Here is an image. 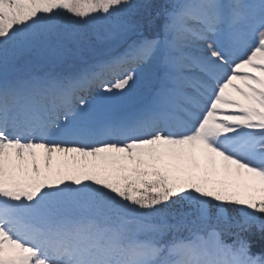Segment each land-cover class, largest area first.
I'll return each instance as SVG.
<instances>
[{
	"label": "snow or ice",
	"instance_id": "obj_1",
	"mask_svg": "<svg viewBox=\"0 0 264 264\" xmlns=\"http://www.w3.org/2000/svg\"><path fill=\"white\" fill-rule=\"evenodd\" d=\"M128 4L0 0V264H264V0H178L125 57L12 68ZM126 60L153 67L151 90L114 112L136 70L103 77ZM93 85L110 95H78ZM173 205L191 211L170 223ZM182 228L203 234L162 242Z\"/></svg>",
	"mask_w": 264,
	"mask_h": 264
},
{
	"label": "trees",
	"instance_id": "obj_2",
	"mask_svg": "<svg viewBox=\"0 0 264 264\" xmlns=\"http://www.w3.org/2000/svg\"><path fill=\"white\" fill-rule=\"evenodd\" d=\"M177 2V0H129V4L123 9L114 11L108 16H97L83 33L28 50L12 65V68L21 73L69 74L87 64L109 60L123 52L131 43L138 44L142 41L143 39L139 38L141 35L148 36L145 39L162 37L166 13L171 11L173 4ZM62 15L67 19H76L67 13ZM134 107H138V104L131 106L130 109ZM128 109L125 108L124 111ZM225 208L230 215L238 217L239 211L234 209V206L225 205ZM166 211L169 213V222L175 223L174 216L190 213L191 209L186 205H173ZM190 232L188 228H182L165 235L181 241L190 239L192 236ZM223 239L231 243L233 237L225 234ZM260 240L261 236L256 232L253 240L254 252L261 250Z\"/></svg>",
	"mask_w": 264,
	"mask_h": 264
},
{
	"label": "rangeland",
	"instance_id": "obj_3",
	"mask_svg": "<svg viewBox=\"0 0 264 264\" xmlns=\"http://www.w3.org/2000/svg\"><path fill=\"white\" fill-rule=\"evenodd\" d=\"M165 21H166V17H165ZM192 26L199 27V25L196 24L195 22L192 23ZM140 37L144 40L148 36L141 35L139 36V38ZM163 37H164V33H163V36L160 38L163 39ZM135 45L137 44L131 43L130 45L126 47V49L123 52L119 53L117 56L125 57L127 53L129 52V50L133 48ZM199 46L203 47V43L199 42ZM26 52L27 51L19 54V56L13 61L12 65H14L15 62ZM129 67L134 68L136 70L135 81L130 84L129 89H127L123 95H121L120 93H116V95L112 97L114 102L111 106V109H110L111 111L122 112L124 111L125 108H128V107L130 108L131 106H134L136 104H138L139 106L148 98L150 94L151 84H152L153 75H154V69L150 65H146V64L138 65L131 60H126L125 63L115 66L112 72L106 73L103 79L109 82L114 81L118 76H122L123 74H125V70ZM78 95L84 97L90 102L96 103L102 98V96H109L110 94L101 93L99 87L97 85H93L89 87L87 91H83L82 94H78ZM73 102L78 105V101L74 100ZM198 231L200 230L197 228H191L190 233L192 234V236H190V239L188 240H194L196 238V235L203 234V233H197ZM162 238H164V241H163L164 243L180 241V240H173L172 236L167 237V235H164Z\"/></svg>",
	"mask_w": 264,
	"mask_h": 264
}]
</instances>
